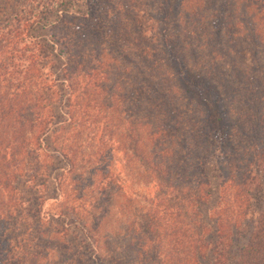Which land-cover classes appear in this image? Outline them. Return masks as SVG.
Returning a JSON list of instances; mask_svg holds the SVG:
<instances>
[{"label":"trees","instance_id":"obj_1","mask_svg":"<svg viewBox=\"0 0 264 264\" xmlns=\"http://www.w3.org/2000/svg\"><path fill=\"white\" fill-rule=\"evenodd\" d=\"M102 1L0 57V264H264V0Z\"/></svg>","mask_w":264,"mask_h":264},{"label":"rangeland","instance_id":"obj_2","mask_svg":"<svg viewBox=\"0 0 264 264\" xmlns=\"http://www.w3.org/2000/svg\"><path fill=\"white\" fill-rule=\"evenodd\" d=\"M102 5L106 6L107 2L105 0L102 1ZM75 7L82 8L80 5H75ZM36 9H33V4L31 0H0V38H3L0 43V57H6L10 54L12 47L15 45L16 49L19 50L24 45L28 44L27 39H29L32 36L35 37H44L47 35V26L50 23L53 16L49 17V20L43 24L42 21H39L38 23L34 24L33 27L30 26V23L32 22L33 15L35 13ZM16 15V16H15ZM32 24V23H31ZM31 27V29H30ZM10 29V33H7V31ZM11 37V42L7 43V40H4L5 37ZM231 44V43H230ZM229 48L228 43H225L223 47H221L220 52L225 51ZM26 53V51H24ZM220 54V53H219ZM248 52L245 54L247 55ZM232 55H235V53H231L228 55H225L223 57H226V60L222 61L224 64H226V71H231V66L235 64V60L233 62H230V58H232ZM243 58V57H242ZM246 59V62L240 61V64L238 62L236 63V67L238 70H241L240 68L243 63L248 65L247 63H250V59L252 58V54L249 53L247 56L244 57ZM55 63L60 64V61H56ZM240 65V66H239ZM50 160L52 161V166L47 167V171L49 174V179L47 181L46 190L42 193V195H45L46 197H51L54 191L55 187V180L54 175L60 171L61 169L65 170L67 168V165L65 161L61 159L60 154L50 151L49 152ZM53 154V155H52ZM60 170H58V169ZM263 181H264V175H263ZM19 188L23 190V183L19 185ZM213 199L210 201L209 206H204L202 208V211L205 212L209 210V208L214 205V201H216L215 192H212ZM46 204H44V208L48 209L53 207V204H51L52 200L51 198H48ZM207 213V212H205ZM209 214H206L208 216ZM66 221H71V216L68 214L65 216ZM204 223L206 227L210 230L209 232H212V229L214 227V224L212 223V220L209 218L204 219ZM70 227L72 228V224H70ZM247 228H250V224H248ZM72 230V229H71ZM73 231V230H72ZM74 232V231H73ZM208 238H214L212 235H208ZM242 240V237L239 238V242Z\"/></svg>","mask_w":264,"mask_h":264}]
</instances>
